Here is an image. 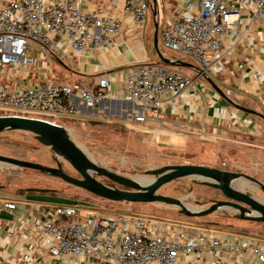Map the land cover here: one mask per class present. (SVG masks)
Returning <instances> with one entry per match:
<instances>
[{
    "label": "built area",
    "instance_id": "2783aa9c",
    "mask_svg": "<svg viewBox=\"0 0 264 264\" xmlns=\"http://www.w3.org/2000/svg\"><path fill=\"white\" fill-rule=\"evenodd\" d=\"M175 2L162 23L156 6L158 37L165 48L197 61V77L146 59L128 66L114 87L106 74L87 86L48 78V63L57 53L52 37H62L76 53L112 47L124 36L123 24L143 28L150 0H124L120 16L112 14L117 0H0V116L57 124L80 115L74 99L90 108L120 100L132 105L133 113L126 118L139 130H143L139 125H159L168 107L196 91L199 77L223 74L227 57L240 40L257 28L264 31V0ZM32 74L42 81H35ZM252 76L259 81L256 98L264 104V77L258 70ZM2 207L14 209L15 204L5 202ZM36 209L38 214L24 219L22 227L35 237V249L43 247L52 257L50 264H61L67 256L93 255L117 264H175L181 255H201L204 243L230 252L243 250L255 264H264V241L245 239L236 244L209 231L198 237L186 225L126 212L81 215L73 204ZM16 264H33L31 255L23 253Z\"/></svg>",
    "mask_w": 264,
    "mask_h": 264
},
{
    "label": "rangeland",
    "instance_id": "374dc122",
    "mask_svg": "<svg viewBox=\"0 0 264 264\" xmlns=\"http://www.w3.org/2000/svg\"><path fill=\"white\" fill-rule=\"evenodd\" d=\"M157 5L160 23H162L164 18L172 12L176 2L175 0H157ZM153 11L154 8L148 7L143 29L150 62L157 64V56L150 34L154 24ZM158 40L159 49L165 57L198 67L194 58L179 51L167 49L162 45L159 37ZM162 67L166 70H176L190 78H196L198 75L196 69L167 65H162ZM48 70L52 73L50 78L58 83L64 72L63 66L50 58ZM3 81L4 77L1 76V82ZM199 81L198 79L197 82ZM99 113L102 114L101 111ZM132 113V110L126 111L128 116ZM96 117L100 118L87 120L80 115L74 118L76 120L60 119L57 124L66 127L70 138L98 165L117 174L133 179L138 175L154 177L147 172L164 165L200 164L244 173L264 183V141L260 138H249L237 132L229 135H225L224 132V135H220L208 128L203 132L196 129L188 131L185 138L177 141V138L172 136L174 135L172 132H181L172 131L166 127L162 129L156 124L139 125L143 129L141 131L121 114ZM0 154L51 167H56L59 162L64 172L73 177L77 176L66 160L54 154L49 147L42 145L30 132L19 130L1 132ZM223 163L225 166H222ZM96 178L100 181L102 179ZM233 182L242 184L241 187L235 186L236 189L264 202V192L251 181L238 178ZM27 189H43L46 192L28 191ZM0 192L14 196L19 204H24L29 208L38 204H49L50 206L73 204L80 208L81 215L126 212L157 217L170 223L185 224L186 228L191 231L200 227H212L218 230L248 232L256 238L264 239V223L242 219L239 217V212L234 209L218 210L201 217H187L173 205L160 202H113L91 194L58 177L4 163H0ZM157 193L183 199L185 206L189 208L195 206L194 208L198 209L210 206L211 199H223V195L216 188L205 185L202 178L192 177L172 180L162 185ZM196 200L200 203H196Z\"/></svg>",
    "mask_w": 264,
    "mask_h": 264
},
{
    "label": "crops",
    "instance_id": "0c3cea01",
    "mask_svg": "<svg viewBox=\"0 0 264 264\" xmlns=\"http://www.w3.org/2000/svg\"><path fill=\"white\" fill-rule=\"evenodd\" d=\"M105 1L92 0V2ZM123 1L117 0V6L112 11L114 16H120ZM82 7L86 8L84 5ZM123 30L124 36L115 39L116 45L109 48L92 49L85 53L73 52L67 43H64L62 37L54 35L52 41L57 47V53L52 59L61 64L64 69L58 83L87 86L92 80L106 74L110 85L115 87L119 84L124 70L128 66L144 62L146 59L151 60L145 46V30L133 28L126 24H123ZM150 34L153 42L154 24ZM157 61L158 58H156ZM253 70L260 71L264 77V31L260 28L236 44L227 57L223 74L213 79L227 97L215 90L204 77L203 80L199 77L200 81L197 82L196 91L185 93L179 97L175 104L168 107L162 114L161 123L156 125L162 129L166 127L169 130L181 132H172L174 134L172 136H175L177 141L185 138L188 131L196 129L203 132L208 128H211L215 134L224 135L225 132V135H229L232 132H237L241 135H247L249 138H260L264 141V119L238 107L240 105L264 115V104H261L256 98L259 81L253 78ZM51 75L52 73L48 78ZM32 78L38 82L42 81L41 77L36 74H32ZM74 102L78 105L80 115L87 120L100 118L96 116L119 114L126 118V111L132 109L130 103L120 100L107 101L96 106L97 109L85 106L78 99H74ZM14 198L10 194L0 192V260H5L7 264H16L20 261L23 253H29L33 264H50L52 257L43 247L35 249V237L29 234L26 227H22L24 219L32 218L38 214L36 208L49 204H38L29 208L24 204H19ZM5 202L15 204L14 209L3 208L2 205ZM151 218L176 224L157 217ZM192 231L198 237L207 231L213 232L236 244L245 239L264 241V239L256 238L248 232L236 230L200 227ZM203 251L201 255H181L175 264H255L254 259H251L248 253L243 252V250L230 252L225 249L209 248L208 244L204 243ZM61 264L117 263L105 262L93 255L63 257Z\"/></svg>",
    "mask_w": 264,
    "mask_h": 264
},
{
    "label": "water",
    "instance_id": "95a60500",
    "mask_svg": "<svg viewBox=\"0 0 264 264\" xmlns=\"http://www.w3.org/2000/svg\"><path fill=\"white\" fill-rule=\"evenodd\" d=\"M156 6L157 0H150V8H154L152 12L154 21L153 47L158 58L157 63L167 66L198 69V67L187 62L168 58L163 55L159 49ZM203 77L215 90L220 92L223 96H226L213 79L208 75H204ZM238 107L248 113L259 115L264 119L263 114L240 105H238ZM5 130H19L34 134L37 141L49 147L57 156L66 160L80 177H73L64 172L59 162H57L56 167H51L37 162L0 154V163L15 167L29 168L58 177L69 184L113 202L165 203L178 207L179 212L187 217H201L215 213L218 210L234 209L239 212V217L242 219L264 223V202L252 197L246 192L236 189L233 180L244 178L259 185L263 192L264 183L244 173H236L200 164L164 165L148 171L147 173L153 175L154 178L149 184L142 186L133 178L117 174L98 165L70 138L66 127L62 125L29 117L0 116V133ZM96 175L106 178L114 184L127 189L105 184L98 180ZM185 177L202 178L205 185L218 189L228 200H215L205 209H198L185 206L183 199L157 193V190L162 185L172 180ZM196 203H198L197 200Z\"/></svg>",
    "mask_w": 264,
    "mask_h": 264
},
{
    "label": "bare ground",
    "instance_id": "6f19581e",
    "mask_svg": "<svg viewBox=\"0 0 264 264\" xmlns=\"http://www.w3.org/2000/svg\"><path fill=\"white\" fill-rule=\"evenodd\" d=\"M78 146H79V145H78ZM79 147H80V146H79ZM80 148H81V147H80ZM134 178H135V180H136L140 185L144 186V185L149 184V183L153 180L154 177H147V176H144V175H138V176H135ZM234 186H236V187H241L242 184H240L239 182H234ZM194 207H195V206H194ZM194 207H193V208H194Z\"/></svg>",
    "mask_w": 264,
    "mask_h": 264
},
{
    "label": "flooded vegetation",
    "instance_id": "af4514ba",
    "mask_svg": "<svg viewBox=\"0 0 264 264\" xmlns=\"http://www.w3.org/2000/svg\"><path fill=\"white\" fill-rule=\"evenodd\" d=\"M220 169H223V170H227V169H224V168H222V167H220ZM76 172V171H75ZM77 173V172H76ZM76 177H80L79 176V174L77 173V176ZM96 177H98V178H102L101 179V182H103V183H105V184H109V185H114V186H117L118 188H122V189H127V188H124V187H122V186H119V185H117V184H114L112 181H110V180H108V179H106V178H103V177H101V176H98V175H96ZM252 183H254V182H252ZM256 186H258L259 187V185H257L256 183H254ZM260 188V187H259ZM261 189V188H260ZM218 190V189H217ZM219 191V190H218ZM220 192V191H219ZM221 193V192H220ZM222 194V193H221ZM220 194V195H221ZM223 195V194H222ZM212 200V202L213 201H215V200H213V199H211ZM220 200H228L224 195H223V199H220ZM198 201V203H200V201L199 200H197Z\"/></svg>",
    "mask_w": 264,
    "mask_h": 264
},
{
    "label": "trees",
    "instance_id": "16d2710c",
    "mask_svg": "<svg viewBox=\"0 0 264 264\" xmlns=\"http://www.w3.org/2000/svg\"><path fill=\"white\" fill-rule=\"evenodd\" d=\"M251 138V137H250ZM28 191H40V192H46V190L43 189H27Z\"/></svg>",
    "mask_w": 264,
    "mask_h": 264
}]
</instances>
